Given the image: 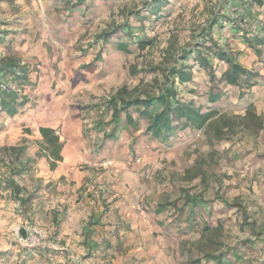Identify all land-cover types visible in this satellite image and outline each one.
Masks as SVG:
<instances>
[{"label":"rangeland","instance_id":"rangeland-1","mask_svg":"<svg viewBox=\"0 0 264 264\" xmlns=\"http://www.w3.org/2000/svg\"><path fill=\"white\" fill-rule=\"evenodd\" d=\"M79 1L0 0V34L6 38L4 41L0 38V61L15 57L19 63L28 65L29 81L17 88L26 86L29 104L36 109L33 114L35 119L25 117V121L31 120L29 123L34 121L36 124V119L48 118V114L56 113V109L63 111L68 106H79L81 98L86 99L90 90L84 84L86 81L83 74L89 70L92 56L86 57L83 46L92 39L96 40L102 31L111 30L127 21L132 22L127 12L142 7V3L149 0H96L99 3L97 8L90 4L94 0H84L91 9L81 16L76 15L78 10L74 6L80 4ZM170 1L171 14L166 15L164 11L166 20L156 22L151 30V34L155 35L153 45L139 49L128 59H123L122 67L105 92V97L114 95L120 89L128 97L156 95L170 83L165 80L164 74L168 73L165 69L179 64L178 54L182 50L192 51L195 47H201L202 38H207L204 33L214 15L235 17L231 11L222 10V0ZM76 16H79L78 20H74ZM72 20L73 25L82 27V31L70 40L63 38V43H60L55 38L58 35L55 25ZM214 29L213 39L219 45L236 52L237 61L243 67L257 73L256 84L243 98L231 90L212 106L218 112L207 121L203 129L194 131V134L186 130L181 133L182 140L177 145L161 147L156 151V159L145 165L147 178L144 182L148 183L147 188L151 187L149 194L156 196L158 202L174 200L181 206L184 193H188L205 200L220 197L228 202L240 203L249 217L247 221H254V224H243L246 220L238 207L229 210L218 208L211 215V230L201 237H196L194 232L192 242L195 248L204 253L216 255L220 248L226 250L240 240L253 237L256 248H242L240 262L261 264L264 260V246L261 242L264 239V47L258 57L235 33L229 32L227 28ZM209 59L216 63L211 56ZM84 64H88V68L83 67ZM75 77H79L80 82L73 81ZM206 78L204 72L193 68L192 83L183 87L176 82L175 87L185 99H196L199 97V86L204 84ZM66 83H71L73 87L64 91ZM204 88L207 89V86ZM220 88L225 90V84L221 83ZM190 89L198 91L191 93ZM93 98L92 94L88 96L89 101ZM248 109L250 114L247 113ZM3 116H0V132L5 130L6 125ZM35 124H31L27 130H36ZM22 129L26 131L25 127ZM12 147H0V168L3 167L1 163L5 164L10 159L9 151L12 153ZM114 163L102 158L77 164L83 166L78 167L80 171L88 170L91 178L86 182L83 180L81 184L66 178L47 182L44 187L47 195L43 198V204L58 205L61 201H73L77 195H83L84 199L94 194L104 195L109 189L104 175L109 170L117 168L116 171H120L127 167L126 164L116 167ZM37 197L33 195L31 204H34ZM2 207L0 264H72V259L77 261L87 257L83 254L79 257L68 254L66 247L81 244L78 240H72L74 234L78 236V233L69 231L72 230V224L63 226L62 221L53 220L45 208H36L31 213L32 208L26 207L33 216L30 221L23 216L16 217L10 208ZM167 214L171 220H175L177 215L184 217V213H178L176 208L169 209ZM216 217L220 222L215 220ZM20 228L26 231V236H22ZM252 230L258 235H252ZM187 243L182 237L178 245L182 253ZM196 260L200 261V258Z\"/></svg>","mask_w":264,"mask_h":264},{"label":"crops","instance_id":"crops-1","mask_svg":"<svg viewBox=\"0 0 264 264\" xmlns=\"http://www.w3.org/2000/svg\"><path fill=\"white\" fill-rule=\"evenodd\" d=\"M90 4L97 8L99 3L94 0V3ZM74 6L75 10H78L76 15L80 16L91 9L86 3ZM78 17L76 16L74 20H78ZM55 26V32L58 34L55 38L60 43H63V38L70 40L82 31L80 25H73V20L69 23L58 22ZM0 38L6 40L3 34H0ZM83 47L86 57L92 56L89 70L83 76L86 81L84 84L87 85V90H90L86 95L92 94L93 100L89 101L87 96L85 100L81 98L79 106H68L63 111L56 109V113H49L48 118L36 119L37 125L34 121L32 123H29L31 120L28 119L25 121L26 116L36 118L33 117L36 109L31 107L29 102L13 116L0 112V116H6H3L6 125L5 130L1 131L0 147H15V151L12 150V153L9 151L10 159L5 164L1 163L3 167L0 168V178L14 179L22 187L21 197L32 195L26 205H19L17 200L7 197L0 187V206H3L2 209L10 208L14 216H23L30 221L33 220L32 211L34 213L36 208L41 210L45 208V212H48L53 220L62 221L63 226L72 224V230L69 231L78 233V236L74 234L72 240H78L81 244L77 245L74 242L77 246L71 245L69 248L66 247V250L69 255L87 256L83 260L72 259V264H216L205 257L210 253L195 248L193 243L194 232L196 237L206 233L201 229L204 219L189 217L185 210L184 217L177 215L175 220H171L167 213L173 207L163 211L156 210L158 203L174 200L158 202L156 196L152 197L149 194L151 187L147 188L148 183L144 182L147 178L145 165L155 160L156 151L160 150V147H156V141L144 134L145 123L127 124L125 114L114 117L112 107L104 104L110 97H105V92L122 67L123 59H128L138 49L130 54H124L117 51L111 43H105L100 39H92ZM87 65L82 66L88 68ZM73 81L78 83L80 79L75 77ZM48 87L51 88L49 85ZM64 87L65 91L66 88L73 86L66 83ZM23 93L29 96L26 89H23ZM96 100L99 101L95 102ZM130 113L133 120L137 119L135 109L130 110ZM31 124H35L37 129L32 128L29 132L27 127ZM39 126L54 129L62 143L61 158L55 161L53 167L40 147L42 138ZM23 127L26 131H23ZM136 157H140L141 162H136ZM102 158L114 161L116 167L127 165L124 170L116 171V168L104 175V180L109 184V189L104 195L94 194L86 199L83 195H77L73 201L64 203L61 201L58 205L43 204L45 202L43 198L47 195L46 188L44 189L47 182L59 178L76 180V183L83 180L86 182L91 178V174L88 170L80 171L78 167L83 166L77 164ZM28 179L30 181H27ZM33 195L38 197L34 204H31ZM28 206L32 208L31 213L27 211ZM175 208L178 213L181 212L179 205ZM215 220L220 222L217 217ZM212 221L210 219L208 224H212ZM182 237L188 241L183 253L178 246ZM249 238L254 240L253 237ZM66 243L68 244L69 240ZM256 246L255 242L251 249L254 250ZM242 248L249 247L242 246L237 251H232L230 258L223 257L225 262L222 264H241ZM227 250L220 248L216 255ZM198 258L200 261L194 263ZM261 264H264V260Z\"/></svg>","mask_w":264,"mask_h":264},{"label":"trees","instance_id":"trees-1","mask_svg":"<svg viewBox=\"0 0 264 264\" xmlns=\"http://www.w3.org/2000/svg\"><path fill=\"white\" fill-rule=\"evenodd\" d=\"M78 3L85 4L84 0H80ZM221 3L222 10L231 11L235 17L231 18L227 14L214 15L210 20V26L204 33L207 38H202L201 47H195L192 51L191 49L182 50L178 54L179 64L165 69L168 70V73L164 74L165 80L170 83L160 89L159 93L146 95L143 98L128 97L127 93L120 89L106 101V104L112 107L114 117L123 113L127 124L130 122H135L136 125L139 122L145 123L144 134L156 141L158 148L177 145L182 140L181 133L186 130H191L194 134V131L203 129L207 121L218 112L217 109H212L215 103L223 97L225 98L231 90L243 98L256 84L257 73L243 67L237 61L236 52L219 45L213 39V31L215 27L227 28L229 32L235 33L237 38L244 42L255 55L260 57L264 47V17H261L264 15V0H222ZM169 5H171L170 0L144 1L142 7L127 12L132 22L127 21L114 26L111 30L102 31L97 39L111 43L117 51L124 54L151 46L155 42V35L151 34V30L156 22L166 20L165 16L171 14ZM205 41L209 43H205ZM210 56L216 63H212L209 59ZM18 61V58L15 57H7L0 61V112L7 116L15 115L29 102L28 96L23 93L25 87L17 88L19 85L22 86V83L29 81L26 64H21ZM193 68L204 72L207 78L204 84L199 86V97L185 99L184 96H180L175 83L177 82L183 87L191 84ZM221 83L225 84V90L220 88ZM204 86H207V89ZM190 90L191 93L198 91V89ZM132 109L137 112L135 120L130 113ZM247 113H251L249 109ZM39 132L42 138L40 147L48 161L50 160V166L53 167L55 161L61 158L62 143L51 127L39 126ZM218 138L221 137L218 136ZM14 149L15 147L11 148V150ZM0 187L3 188L7 197L17 200L19 205H26L31 199L32 195L20 196L22 187L11 177L0 178ZM182 199L179 210L182 213L186 210L189 217L204 219L205 222L201 221V229L204 232L211 230L212 227L208 221L213 219L211 215L218 208L229 210L232 207H238L246 220L243 224H254V221H247L249 217L245 208L238 202H228L220 197H217L216 200H205L200 196L188 193H184ZM176 206L175 201H167L158 203L156 210L163 211ZM19 231L22 236H26V231L23 228H20ZM252 234L258 235L254 230H252ZM238 242L227 251H222L217 255L206 254L205 257L208 260H213L216 264H222L225 262L223 257L230 258L232 251L235 252L242 246L252 248L255 244V241L250 238ZM261 242L264 245V239ZM198 262V260L194 261V263Z\"/></svg>","mask_w":264,"mask_h":264},{"label":"built area","instance_id":"built-area-1","mask_svg":"<svg viewBox=\"0 0 264 264\" xmlns=\"http://www.w3.org/2000/svg\"><path fill=\"white\" fill-rule=\"evenodd\" d=\"M135 161L139 163V162H141V158L140 157H136Z\"/></svg>","mask_w":264,"mask_h":264}]
</instances>
